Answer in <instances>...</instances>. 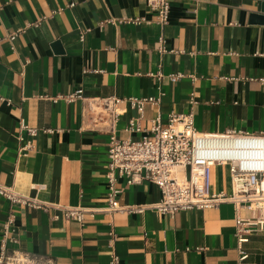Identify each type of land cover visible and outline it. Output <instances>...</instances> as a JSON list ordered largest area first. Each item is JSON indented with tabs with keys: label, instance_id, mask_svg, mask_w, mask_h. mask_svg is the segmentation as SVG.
I'll return each mask as SVG.
<instances>
[{
	"label": "crops",
	"instance_id": "0c3cea01",
	"mask_svg": "<svg viewBox=\"0 0 264 264\" xmlns=\"http://www.w3.org/2000/svg\"><path fill=\"white\" fill-rule=\"evenodd\" d=\"M168 4V20L159 25L145 0H0V184L41 203L0 195V229L13 215L15 241L7 251L26 252L33 264H108L111 251L119 264H264V231L249 234L242 244L247 256L238 261L234 215L251 211L228 199L172 214L105 209L110 131L96 97L121 98L112 122L119 138L137 114L129 95L158 97L143 103L141 126L157 114L165 122L169 111L191 109L197 131L264 130L260 0ZM124 16L149 20H117ZM160 33L162 51L156 48ZM172 71L184 75L169 80L165 74ZM78 89L79 96L64 98ZM20 118L36 130L29 134ZM211 181L213 191L229 193L227 164L211 166ZM115 184L119 204H148L159 195L146 179ZM61 206L92 214L84 212L78 222L65 218Z\"/></svg>",
	"mask_w": 264,
	"mask_h": 264
},
{
	"label": "built area",
	"instance_id": "2783aa9c",
	"mask_svg": "<svg viewBox=\"0 0 264 264\" xmlns=\"http://www.w3.org/2000/svg\"><path fill=\"white\" fill-rule=\"evenodd\" d=\"M145 4L154 12L152 20L159 25L167 22L168 0H145ZM107 20L112 21V18ZM117 20L137 23L149 19L143 16H124ZM83 31L79 32V39H82ZM13 36V32L9 34V38ZM156 48L159 51L165 50L161 33L157 35ZM153 74L157 78L163 75L159 70ZM165 75L169 80H175L184 74L172 71ZM79 91L78 89L66 94L64 98L71 100L79 96ZM189 98L192 102V96ZM125 99L137 114L125 121L123 129L128 135L123 138L114 134L112 125L122 109L119 106L121 98L109 95L92 100L95 106L104 110L109 121L104 170L107 201L105 209L141 211L144 207H152L172 214L178 209L211 207L228 199L235 208L243 206L251 211L248 216L237 213L234 215L237 259L240 262L244 260L247 252L242 244L247 241L249 234L264 231V130L197 131L192 124L191 109L185 112L169 111L165 122H161L157 114L145 127L139 121L143 103H157L158 97L129 95ZM19 126L25 128L29 134L36 130L25 124L21 118ZM131 133L139 135L133 138ZM28 146V142L23 145ZM215 163L227 164L230 186L228 194L211 189V166ZM118 178H122L125 184L141 179L149 180L158 188V198L148 204H119L115 198L120 191V187L115 184ZM0 195L12 203L41 206L39 201L9 185L0 184ZM60 209L65 218H73L78 222H81L84 212L92 214V210L80 207L61 206ZM12 216L8 213L1 224L0 264H33L32 258L26 252L6 249L8 242L15 241L10 227ZM108 234L109 241L115 238L111 228ZM108 264H119V257L113 251L109 254Z\"/></svg>",
	"mask_w": 264,
	"mask_h": 264
},
{
	"label": "water",
	"instance_id": "95a60500",
	"mask_svg": "<svg viewBox=\"0 0 264 264\" xmlns=\"http://www.w3.org/2000/svg\"><path fill=\"white\" fill-rule=\"evenodd\" d=\"M259 10H260V15H262L263 17V22H264V0H260Z\"/></svg>",
	"mask_w": 264,
	"mask_h": 264
}]
</instances>
